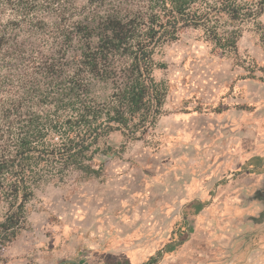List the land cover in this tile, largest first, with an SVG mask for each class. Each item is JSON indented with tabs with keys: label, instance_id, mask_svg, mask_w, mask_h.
<instances>
[{
	"label": "rangeland",
	"instance_id": "374dc122",
	"mask_svg": "<svg viewBox=\"0 0 264 264\" xmlns=\"http://www.w3.org/2000/svg\"><path fill=\"white\" fill-rule=\"evenodd\" d=\"M108 5L70 0L67 24H92ZM37 14L47 30L24 24L19 43L54 55L59 13ZM14 18L3 8L0 21ZM243 29L237 54L192 28L160 48L155 60L165 67L155 78L167 98L157 125L140 140L121 132L103 139L101 177L73 172L37 189L29 227L0 264H95L112 241L152 252L147 264H264V45L254 23ZM168 251L180 257L166 259Z\"/></svg>",
	"mask_w": 264,
	"mask_h": 264
},
{
	"label": "trees",
	"instance_id": "16d2710c",
	"mask_svg": "<svg viewBox=\"0 0 264 264\" xmlns=\"http://www.w3.org/2000/svg\"><path fill=\"white\" fill-rule=\"evenodd\" d=\"M68 1L0 0V13L15 15L0 21V254L28 229L37 189L73 172L101 177L103 139L140 140L157 125L167 98L155 78L165 67L155 60L160 48L192 28L237 54L249 23L264 45V0H134L135 9L131 0H101L109 5L92 24H67ZM38 12L59 13L54 55L19 43L24 24L47 30ZM97 88L106 95L95 97Z\"/></svg>",
	"mask_w": 264,
	"mask_h": 264
},
{
	"label": "crops",
	"instance_id": "0c3cea01",
	"mask_svg": "<svg viewBox=\"0 0 264 264\" xmlns=\"http://www.w3.org/2000/svg\"><path fill=\"white\" fill-rule=\"evenodd\" d=\"M115 251L116 254H114L113 258L114 260H111L113 262H108L107 264H147L149 260H154V254L152 252H147L139 250L137 248H133L132 246H128L124 242L121 245H117V242H109L107 246V251L105 252H99L95 253L94 263L95 264H104L105 258L104 256L111 255V251ZM117 251H119L117 253ZM175 251H168L166 253V259H177ZM244 254H237L234 256V262H241L244 258ZM110 258V257H109ZM112 258V257H111ZM161 262V261H160ZM160 262H156L155 264H159ZM165 261L163 260L161 263H164ZM221 264V263H220ZM224 264V263H222ZM241 264H249V263H244L242 262Z\"/></svg>",
	"mask_w": 264,
	"mask_h": 264
}]
</instances>
